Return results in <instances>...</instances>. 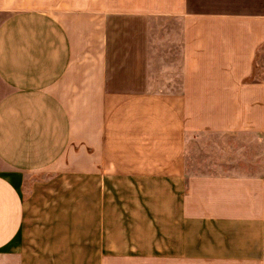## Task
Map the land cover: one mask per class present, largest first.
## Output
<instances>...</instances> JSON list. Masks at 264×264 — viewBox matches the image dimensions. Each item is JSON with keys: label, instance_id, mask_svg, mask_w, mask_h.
<instances>
[{"label": "crops", "instance_id": "0c3cea01", "mask_svg": "<svg viewBox=\"0 0 264 264\" xmlns=\"http://www.w3.org/2000/svg\"><path fill=\"white\" fill-rule=\"evenodd\" d=\"M43 174L47 264H264V0H0V264Z\"/></svg>", "mask_w": 264, "mask_h": 264}, {"label": "rangeland", "instance_id": "374dc122", "mask_svg": "<svg viewBox=\"0 0 264 264\" xmlns=\"http://www.w3.org/2000/svg\"><path fill=\"white\" fill-rule=\"evenodd\" d=\"M63 181L50 179L46 174H43L32 177L26 184L21 186L27 203V223L23 233L10 249L14 253L22 254L28 260V264H47L50 242L52 244L53 241L62 236L58 234L57 225H53L52 221L48 222L46 215L52 209H58L62 206L63 195L79 193L80 189L83 188L88 195L87 207L89 208V205L93 204V201L91 202L92 196L98 189L93 181L88 180L85 187H79L80 185L70 186ZM88 220H90L89 217ZM91 245L90 243L86 244L87 247ZM89 252L94 253L92 250Z\"/></svg>", "mask_w": 264, "mask_h": 264}]
</instances>
